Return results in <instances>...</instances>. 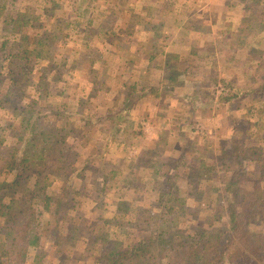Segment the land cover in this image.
<instances>
[{
    "label": "rangeland",
    "instance_id": "rangeland-1",
    "mask_svg": "<svg viewBox=\"0 0 264 264\" xmlns=\"http://www.w3.org/2000/svg\"><path fill=\"white\" fill-rule=\"evenodd\" d=\"M4 1L8 4L9 13L13 19L17 11L31 9L34 14L45 21L47 29L54 27L52 33L68 40L66 48L62 49L66 52V56L72 58L74 67H76L73 70L75 81H82L85 87V90L81 88V92L74 91L70 83L66 82L63 95L69 97L67 101L74 107L67 106L63 115H58V111L63 106L60 105L61 97L55 99L53 97L55 91L48 94L47 99L49 98L53 103H49L51 107L48 109L53 110L51 112L42 108L41 118L38 119L36 126L35 146L30 152H24V149L20 152L25 153L26 160L35 161L32 163L38 161L39 164L34 165V168L30 170H24L19 185L12 187L4 195L7 196L6 200L10 198L15 200L14 219H19L23 215L27 216V204L24 197L28 195L30 189L34 194L37 192L41 185L38 182L40 176L37 173L43 174V163H46L51 155H57L56 151H52L48 156L44 154L45 149L51 145V138L48 134L56 127V121L67 119L68 122L64 127L69 131L71 124L77 123L76 119L86 116L92 129L89 128L90 133L85 137L82 146L79 144L81 140L71 136H68L66 146L71 150H79L81 161L88 158L94 168H99V174H94L93 170H89L92 177H97V185L104 184L108 189L101 193L99 187L95 185L92 188V197L78 195L74 206L71 200L66 202L65 210L61 212V215L67 222L70 218L76 217L78 221L82 220L78 229L89 230L87 234L94 229L97 233H109L111 238L121 236L127 239L128 243L134 242V239L147 234L150 230L171 228L173 223L180 228L186 226L205 228L210 222L216 225L226 222L225 214L222 212V205H226L224 202L226 195L223 190L233 172L232 169L225 170L222 167L214 170L211 173V179L205 182L195 176L190 179L189 175H186L187 168H184V163H192L194 166H203L208 169L219 159L222 141L236 138L238 146L244 151L241 157L244 159L242 169H245V173L254 175V178L259 172L264 173V25L257 26V23L264 24V0H191L185 2L183 0H77L78 4L70 9L60 6L62 1L68 3L67 0H54L56 2L54 8L49 4L51 0H0V7ZM84 3L89 8L84 17H78V13L83 14L82 11L87 6H84ZM45 7H50L51 10L45 11ZM4 10L0 13V26L4 29L1 35L2 37L8 35L9 44L14 46V41L29 28H18L15 24L4 25L2 15L7 12ZM88 18L91 21L89 24ZM69 20H72V23L67 25ZM79 21L81 22L80 29L73 26L76 22L80 24ZM230 24L231 27L237 26L243 30L238 32V41L235 46L229 42L230 38L224 40L227 44L226 48H223L219 43V40L223 41L219 38L221 35L219 32ZM183 39H186L187 43H194L195 39H201L202 43H208L206 46L208 52L212 50L210 46L221 48L217 59H213L214 63L211 58L209 61H201L205 63L203 67L206 73H210V76L207 74L208 78L214 79L213 81L208 80L203 85L205 93L202 97L203 102H199V99H188L181 96L189 89L187 76L189 71H194L193 63L185 60L180 64L181 66H175L172 59L166 58L165 60L162 58L163 55L157 52L159 49L157 47H164L169 52L176 51L178 49L176 44ZM51 40L54 41V39ZM63 44L61 43L60 47ZM77 49L78 52L72 56L70 52ZM92 52L93 54L90 55ZM62 53L57 54V58L63 57ZM89 55L95 61L97 78L94 79V85L97 91L93 98L78 108V100H86L80 95L89 91L88 74H94L93 67H89L88 59L84 60ZM183 56L187 59V51ZM59 70L66 72L61 68ZM171 70H176L178 73L177 83L169 80L172 75ZM43 73L49 79L57 77L54 70H47ZM58 76L63 77V73ZM143 78L148 82H141ZM159 78L169 80L167 90L147 92L144 98H133L134 104L130 106L127 115L124 114L125 91L133 86L134 92L141 93V85L148 87L149 84L157 82ZM7 85L8 81L5 80L3 88H7ZM59 85L61 84L57 82L52 87L56 86L59 89ZM228 85L233 89L231 94H235L234 98L226 99L229 95ZM18 89L19 87L16 86L14 93H17ZM162 94H166L167 97ZM22 95L26 104L29 100L27 97L43 100L38 96V91L31 87L28 90L25 89ZM179 96L181 98H178ZM179 103H185V105L182 106ZM163 105L169 106L164 114L168 117V119L165 118L166 120L155 113ZM175 106L180 107V110L174 109ZM193 106L200 108L194 111ZM81 113L83 116H80ZM174 113L184 123H182L183 129L174 128L173 125L178 126V123L174 124L170 120ZM105 114L110 116L109 122ZM127 116L133 120L132 127L129 129L125 119ZM11 118L13 116L5 108L0 110V155L6 153L4 151L8 148L6 144L13 148L22 146L21 141H17L18 139L13 138L3 129L5 124L2 120ZM13 120L14 125L10 127L11 130L14 131L16 128L20 130L25 121ZM138 121L142 122L140 128L137 127ZM153 122L156 123L153 125L156 127L160 123H165L168 127H172V131L169 133L151 128L150 123ZM157 137L161 140L158 142L161 143L162 149L154 147ZM99 139L103 144L105 140H108L109 144L107 149H98L96 153L97 145L101 143V141L98 142ZM143 143L152 145L153 151H145L142 157H139L137 147ZM226 147L230 148V143H227ZM162 150L167 153L178 152L179 155L173 159L166 156L168 154L164 156ZM94 151L95 154H91ZM131 157L134 158L131 159ZM179 157H181L180 160ZM46 167L44 166V169ZM0 173H4L0 179L10 181L15 172L3 169ZM45 177L49 181L54 179L55 186L60 181L59 178L49 174ZM66 179L70 187L74 189L81 185L84 188L88 186L75 175L72 179L69 177ZM160 181H162V187L159 186ZM174 185L178 186V192L173 190V194H167L168 191H172L170 187ZM212 189H221V194L216 193V195H221L219 199L214 200L215 191ZM200 190L203 191L201 194L198 193ZM158 197L160 200L157 199ZM170 197L173 198L172 201ZM179 200L184 201L181 210H179ZM36 205H42V203L38 201ZM169 207H172V212L167 211ZM78 216L81 218L79 219ZM24 217L23 220H25ZM44 217L53 221L52 216L48 217L45 214ZM6 221L11 224V220ZM263 223L261 226L264 231ZM261 226L257 228L261 230ZM82 235L85 239L76 242L75 245L78 248L84 246L90 239L89 235L88 237L85 234ZM40 238H35L30 243L28 264H40L39 259L42 253L41 249L37 248L38 243L43 246L41 248L44 251H47L46 255L48 253L47 258H43L41 264L63 262L57 260L58 257L54 254L58 246L55 241L53 242L51 235L40 236ZM61 254L66 256V252ZM86 257L88 259L86 263L97 264L96 253L87 254ZM172 258L174 259V256ZM70 260L65 263H70ZM164 260L169 261L170 258L166 257ZM76 262L83 264L78 260ZM225 264L264 263L251 253H243L234 263L227 261Z\"/></svg>",
    "mask_w": 264,
    "mask_h": 264
},
{
    "label": "trees",
    "instance_id": "trees-1",
    "mask_svg": "<svg viewBox=\"0 0 264 264\" xmlns=\"http://www.w3.org/2000/svg\"><path fill=\"white\" fill-rule=\"evenodd\" d=\"M67 1L68 3L62 1V5L60 4V6H65L66 9H70V7L78 4L77 0ZM49 4L53 7L56 2L51 0ZM83 5L85 6L87 4L84 3ZM88 8L87 5L82 11L83 14L78 13V17H84ZM3 10L4 12L7 11L2 15L4 25L15 24L18 28L26 27L29 29L14 41L13 46L11 43L9 44L8 35L2 37L1 33L4 29L0 26V110L5 108L13 116L11 119L2 120L5 124L3 129L9 132L10 136L18 139L17 141L22 142L20 148H13L6 144L8 146L4 150L6 153L0 155V172L3 169L15 172L10 181L0 179V264H28L30 259V243L35 238L39 239L40 236L47 237L48 235H51L53 242L55 241V244L58 246L54 254L58 257V259L56 258L57 260L63 261L59 264H79L76 260L83 264H88L86 263V260H88L86 255H92L93 253L97 255V264H225L227 261L234 263L240 257V254L242 255L243 253H251L264 263V231L261 226L264 222V173L259 172L256 178H254V175H247L245 173V169H242L244 159L241 157L244 151L238 146L236 138H232L229 141L224 139L222 141L219 150L220 157L208 169H205L203 166H194L192 163H184V168H187L186 175H189L188 177L190 179L195 176L201 180L203 179L205 182L211 179V173L214 170L222 167L225 170L232 169L233 172L225 183V189L223 190V193L226 195L224 201L226 205H222V212L225 214L226 222H223L222 225H216L210 222L205 228L191 226L180 228L176 223H173L171 228L165 230L158 229V231L150 230L147 234L134 239V242L128 243L126 241L127 239H123L121 236H112L111 238L108 235L109 233H97L94 229L87 234L89 230L78 229L79 223L82 220L78 221L76 217H73L67 222L64 216L61 215V212L65 210L64 205L66 202L71 200L72 206H74L76 205L78 195L81 197L85 195L90 197L93 194L92 188L97 185L98 181L97 177H92L89 169L93 170L94 174H99V168H94L88 158L81 161V153L79 150H71L70 147L66 146L68 136L81 140V143H79L81 145L85 137L90 133L89 131L92 128H90V121L86 119V116L76 119L77 123L71 124V128L68 129L69 131L64 127L65 123L68 122L67 119L56 121V127L48 134L51 138V145L48 149H45L44 154L48 156L52 151H56L57 155H51L50 159L46 163H43V174L41 172L37 173L40 176L38 182L41 183L37 192L34 194L30 189L28 195L24 197L25 203L27 204V216L24 217L23 215L19 219H14L15 200L13 198L6 200L7 196L4 195L12 187L19 185L22 181L21 175L24 170H30L34 168V165L39 164L38 161L32 163L35 161L31 162L28 159L26 160L25 153L20 152L22 149H24V152H30L35 146L34 142L37 136L36 126L38 119L41 118L40 113L43 110L42 108L48 109L51 107L49 103L52 102L49 98L47 99L48 94L55 91L53 97L55 99H60L61 97L62 101L60 105L63 106L58 111V115H63L65 114L67 106L69 108L74 107L73 104L67 101L69 97L63 95L66 82L70 83L71 89L74 91L81 92V88L85 90V87H83L82 81H75V73H73V70L76 67H74L72 58L66 56V52L63 51L66 48L67 39L64 40V37L59 38L58 35L52 33L55 29L54 27L50 30L47 29L45 27V21L34 14L31 9L28 11H17L15 19L11 17L9 13L10 9L6 1L2 3L0 13ZM44 10L50 11L51 9L50 7H45ZM87 21L88 24L91 22L89 18ZM71 23L72 20H69L67 25ZM73 26L80 29L81 22L80 24L76 22ZM85 26L83 27L85 28ZM51 39H54V41L52 42ZM60 42L64 43L62 47H60ZM76 52H78V49L72 50L70 53L73 56ZM61 53L63 57L57 58V54ZM92 54L93 52L90 55ZM90 55L84 60L88 59L87 62H89V67H93L92 72L94 74H88L89 78H87V82L90 84L89 91L80 95L81 98H85L86 100H78V108L93 98L97 91V87L94 85V79L97 78L95 75L97 71L94 65L95 61ZM69 63L70 67L68 66ZM4 68H6V71H4ZM59 68L66 70V72H61ZM47 70H54L57 76L56 79L46 77L43 72ZM62 73L65 78L58 76ZM171 74V78H173L174 73L172 72ZM5 80L8 81V85L4 89L3 85ZM101 81L105 82V80ZM57 82L61 84L59 85V89L56 86L53 88ZM16 86L19 89L17 93H14ZM29 87L38 91V96L43 100L27 97L29 100L27 104L24 103L22 93L24 94V90H28ZM131 87L133 88V86ZM227 87L229 89V95L226 99L234 98L235 94H231L232 87L230 85ZM132 88L124 93L123 112L126 115L130 106L135 102L133 98H141L143 96L142 94H144L143 92L136 93ZM41 102H43L42 105ZM48 110L52 112L53 109ZM80 116H83V114L81 113ZM105 117L108 122L111 120L108 114H105ZM13 119L25 121L20 130L18 128L14 131L11 130L10 127L14 125ZM125 119L127 120L128 129L131 128L133 120L129 117ZM141 126L142 122L138 121L137 127L140 128ZM7 127L9 128L6 129ZM92 137L93 135L91 139ZM100 141L101 143L97 145L96 153L98 149H107L109 144L108 140H105L104 144L101 139L98 142ZM227 143H230V148L226 147ZM91 154H95V151ZM44 166H47L46 169H44ZM236 170L237 172H235ZM3 174L0 173V177ZM46 174L59 178L60 181L56 184L57 186L53 184L54 179L49 181L45 177ZM74 175L80 181L87 183L88 186L84 188L81 185V187L76 189L72 186L70 187V183L66 178L69 177L72 179ZM102 175L104 176L106 174ZM248 178L250 180H247ZM162 185V181H160L159 186L162 187ZM97 186L101 193L105 192L104 184ZM87 190L88 192H86ZM170 190L172 191H168L167 194H173L174 191L178 192V186L174 185L170 187ZM212 191H215L214 200L219 199L221 195H216V193H220L221 189H212ZM202 192L200 190L198 193L201 194ZM157 199L160 200L159 197ZM170 199L171 201L173 200L172 197ZM38 201L42 205H36ZM183 202L180 201L179 210L182 209ZM167 211L172 212V207H169ZM45 214L48 217L52 216L53 221L45 218ZM4 217L7 218L6 220H11V224H8L3 219ZM23 217L25 220H23ZM78 218L80 219L81 217L78 216ZM260 226L262 227L261 230L257 228ZM82 234L87 235V237L89 235L90 239L84 246L78 248L75 245L76 242L85 239ZM41 246L40 243L37 244V248L41 249L42 253L39 259L40 264L43 258H47L48 256V253L46 255L47 251H44ZM66 246L73 249H67ZM53 251L54 249L52 253ZM62 252H66V256H63L61 254ZM172 256H174V259ZM166 257H169L170 260H164ZM69 259L73 261L71 262L70 260V263H65Z\"/></svg>",
    "mask_w": 264,
    "mask_h": 264
},
{
    "label": "crops",
    "instance_id": "crops-1",
    "mask_svg": "<svg viewBox=\"0 0 264 264\" xmlns=\"http://www.w3.org/2000/svg\"><path fill=\"white\" fill-rule=\"evenodd\" d=\"M183 1L185 2V1H191V0H183ZM205 15H206V13H205ZM225 21H227V20H225ZM246 26H248V25H246ZM257 26H261V24L259 25L257 23ZM230 27H231V24L229 26H225L222 29V31L219 32L221 34L219 36V38L223 39L222 42H221V40H219V43L221 44V46H223V48H226L225 46L227 44L226 41H224V40H228L230 38H231V40L229 42L231 43V45L235 46V44L238 41V35H239L238 32L243 30V28L241 29V28H239L237 26H234V27H231V28ZM230 29H232V30H230ZM194 41H195L194 43H187L186 39L185 40L183 39L182 41L179 40L178 44H176V45H178V49L176 51H173V52L166 51L164 47H157V45H156V47L159 48L157 52L160 55H163L162 58L165 59V60H166V58H168V60L172 59L173 65H175V66H179L181 63H184L185 60H188V62L193 63L192 67H193L194 71L193 72L189 71L188 76H187V78H188L187 81L190 84L189 85V89L186 91V93H184L181 96L185 97V98H188V99H191V98H193L195 100L199 99V102H200L203 99L202 97L205 96V93L203 91V85L206 84L208 80H211V81L214 80L213 78L212 79L208 78V75L210 76V73H206V71L204 69V67H205L204 64L205 63H201V61L202 60L209 61V58H211L213 63H214L213 59H217V57H218L217 54L219 53L221 48H217L216 46H210V47H212V50H211V52H208L207 51L208 48H206L208 43H205V42L202 43L201 39H195ZM238 43H240V41ZM229 46H230V44H229ZM186 51H187V56H186L187 59H184L183 54H185ZM209 53H211V54H209ZM167 56H169V57H167ZM203 56H204V58H203ZM172 72L175 73V75H174L173 78H170L169 80L172 83L173 82L177 83L178 79H177L176 76L178 75V73H177L176 70H171V73ZM169 80L166 81L163 78H159V79H157V82L155 81L154 84H151V85L149 84L148 87L146 85H141L140 92L144 93V94H142L143 95L142 98L145 97V94H147V92L154 93V92L166 91L167 90V85H168L167 82ZM141 82H148V81H147V79L143 78V79H141ZM162 85H164V86H162ZM165 95L166 94H162V96H165ZM181 96H179L178 98H181ZM165 97H167V95ZM165 97H163V98H165ZM179 104L182 105V106L185 105V103H179ZM200 105H202V104H200ZM168 107L166 105H163L159 109H157V111L155 113L157 115H159L160 118L163 117V119H165V118L168 119V117H166V115H164V114H166L165 112H167V108ZM199 108H200L199 106H193V110L194 111H195V109H199ZM174 109L180 110V107H176L175 106ZM127 117H129V116H127ZM170 120H172V122L174 124L178 123V126L177 125H173L174 128H176V129H183L184 128L183 125H182L183 122H181L178 119L176 113H174V115H172V119H170ZM154 124L156 125L155 122L150 123V127L162 130V132H164V131H167V132L172 131L171 130L172 127H168V125L165 124V123H160L159 125H157L158 128L156 126H153ZM155 141H156V143H155L154 147L155 148H157V147L160 148L161 147V143H159L158 141H161V140H159V138L157 137V139H155ZM147 146H151V147H147ZM137 148L139 150V157L140 156L142 157V153L145 152V151H148V150L149 151H153L152 145H146V143H143L142 145L138 146ZM161 149H162V147H161ZM163 151L164 150H162V154H164V156H165V154H168L166 156H168L170 158H173V159L177 158L178 155H179L178 152L177 153H175V152L167 153V152L164 151V153H163ZM132 158H134V157H131V159ZM106 189H108V188L105 187V191H106ZM133 201H134V199L132 200V202Z\"/></svg>",
    "mask_w": 264,
    "mask_h": 264
}]
</instances>
